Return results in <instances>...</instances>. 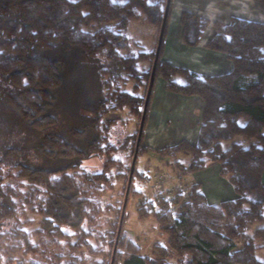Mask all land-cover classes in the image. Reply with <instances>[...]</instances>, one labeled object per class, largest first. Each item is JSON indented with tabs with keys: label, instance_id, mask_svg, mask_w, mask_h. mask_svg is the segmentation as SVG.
Listing matches in <instances>:
<instances>
[{
	"label": "trees",
	"instance_id": "obj_1",
	"mask_svg": "<svg viewBox=\"0 0 264 264\" xmlns=\"http://www.w3.org/2000/svg\"><path fill=\"white\" fill-rule=\"evenodd\" d=\"M165 4L150 0H0V264H27L18 254L39 259L30 264H81L82 249L93 255L103 253L89 241L102 226L103 214L113 210L99 199L112 187L114 176L109 169L115 161L107 158L103 169L96 172L81 166L86 159L108 156L114 149L109 142L114 125L107 120L110 114L126 109L140 123L146 94L140 97L137 91L146 81L147 92L151 69L143 70L139 64L153 63L155 51H131L126 32L131 21L140 19L160 30ZM171 4L172 0L155 79L162 77L167 92L199 98L203 108L194 145L180 140L152 152L163 157L188 154L189 166L182 174L218 164L220 176L232 186L235 197L211 205L201 185L190 182L186 195L177 191L171 202L158 193L157 210L148 202L137 205L139 220L154 218L168 235L169 248L176 254L174 263L167 261V251L159 246L152 256L141 254L124 232L126 206L123 210L122 204L113 210L117 217L107 243L111 250L119 225L121 232L110 260L113 264H264L255 255L264 248V22L236 16L226 24L214 22L206 49L224 55L232 69L199 76L160 61ZM179 24L183 44L195 48L209 21L184 11ZM176 76L183 83L175 81ZM81 77H88V82ZM70 79L77 81L75 88L69 85ZM131 81L133 92L123 90ZM68 86L74 98L66 110L77 123L71 131L82 140L81 145L52 131L58 122L54 111L66 99ZM151 96L152 91L137 156L147 151L142 143ZM37 158L53 166H36ZM136 174L134 169L131 182ZM130 197L143 198L132 190V184L127 201ZM25 208L40 216L32 233L23 228L29 223L21 220ZM255 225L260 226L248 233ZM32 235L37 244L32 243Z\"/></svg>",
	"mask_w": 264,
	"mask_h": 264
},
{
	"label": "rangeland",
	"instance_id": "obj_2",
	"mask_svg": "<svg viewBox=\"0 0 264 264\" xmlns=\"http://www.w3.org/2000/svg\"><path fill=\"white\" fill-rule=\"evenodd\" d=\"M156 1L165 2L166 0H150V2ZM158 32L159 27L153 26L141 19L131 21L126 32V35L131 43L130 50L133 52H138L139 50L146 52L149 51L150 45L153 43L155 38L156 41L158 40ZM156 41L154 44H156ZM139 68L143 70L152 69V62L149 60L141 62L139 64ZM158 79H162V77L160 75L157 76V79H155L156 84ZM70 80L69 85L75 88L76 86H74V84H77V81L74 79ZM81 80L87 83L88 77H81ZM84 82L83 84H85ZM133 86L134 82H127L122 89L128 92H133ZM145 86L146 81H143L138 88V96L144 97L146 94ZM71 87L68 86L67 91L65 89L64 92L66 94V99H64L62 105L54 111L58 122L52 128V131L60 134L67 142L81 145L82 140L75 137L71 131L77 126V123L71 118L69 115L70 113L66 110V106L72 102L71 98H74ZM107 120L114 121V125H112L109 130V142L114 146V149L108 154V156H92L86 159L83 161L81 168L84 171L96 172L103 169V163L107 158L115 161V165L109 169L110 173L114 176L112 187L100 197L99 201L102 205H110L113 210H118L124 200L128 180L127 170L130 169L133 157L132 152L135 150V147L133 148V142L138 131L139 118L132 116L129 111L125 109L124 111H118L110 114L109 117H107ZM29 138H31V136ZM236 140L241 141L244 146L247 145V141L240 137H237ZM228 144L229 143H226L225 147H227ZM142 145L146 148L145 143H142ZM146 150L147 151L144 154H139L136 158L134 169L137 174L131 182L132 190L140 193L143 198L141 201L134 200L132 197L128 199L123 229L128 239L138 246L142 255L152 256L154 248L159 246L167 251V261L174 263L176 254L169 248L168 235L159 229V225L155 222L154 218L150 217L145 220H139L137 218L136 207L141 202H148L151 203L157 210L158 207L155 202V197L158 193H161L168 202L172 201L177 191L186 195L185 188L192 180L191 176L194 175V173L182 174V172H184L185 168L189 166L190 156L188 154H180L175 157H163L153 153L149 148H146ZM33 162L39 167L49 168L53 166V162L41 158H37V160ZM118 166H120V168ZM119 173H121L122 176L120 175L116 177ZM169 209L171 210L173 216H175V206L171 204ZM113 210L103 214L101 217L102 226L97 229V231L92 235V240L89 241L91 246H99L100 249L103 250V253L101 255H93L89 254L86 249H82L79 252L80 255L78 256L82 260L81 264L111 263L110 257L113 254V248L111 250L107 243L110 241L112 226L117 217V212ZM39 219L40 216L25 208L23 214L21 215V220L29 221V223L23 227L24 230L32 233L34 229L37 228ZM257 226L260 225H255L248 231V233L251 234ZM127 237L125 236V240ZM74 239L75 238L71 239L70 242L73 243ZM31 241L33 244H37V237L32 235ZM236 243L238 244V247L241 246L240 242L236 241ZM51 250L55 249L53 248ZM119 252H121L122 255H125L126 253L124 249H119ZM255 255L258 260L264 262V248L257 250ZM17 256L20 258V261L27 264L39 261V259L33 255L25 256L23 254H18Z\"/></svg>",
	"mask_w": 264,
	"mask_h": 264
},
{
	"label": "crops",
	"instance_id": "obj_3",
	"mask_svg": "<svg viewBox=\"0 0 264 264\" xmlns=\"http://www.w3.org/2000/svg\"><path fill=\"white\" fill-rule=\"evenodd\" d=\"M184 11L192 12L209 21L195 48L185 46L181 40L179 17ZM232 16L264 22V0H172L160 61L187 69L199 76L230 72L232 69L230 61L222 54L207 50L206 44L213 35L212 24L214 22L226 24ZM155 41L156 38L151 43L149 51L138 52H153L156 48ZM173 79L183 83V79L178 76ZM202 108L203 102L199 98L167 92L164 80L158 79L157 84L155 80L145 121L143 144L145 143L146 148L152 151L174 146L180 140H186L194 145ZM219 172V165L211 164L191 176L190 182L201 185V191L211 205H218L224 199L235 197L232 186ZM262 179L264 183V174Z\"/></svg>",
	"mask_w": 264,
	"mask_h": 264
},
{
	"label": "water",
	"instance_id": "obj_4",
	"mask_svg": "<svg viewBox=\"0 0 264 264\" xmlns=\"http://www.w3.org/2000/svg\"><path fill=\"white\" fill-rule=\"evenodd\" d=\"M170 2H171V0H166V4H165V8H164V14H163V18H162V23H161L160 30H159L158 42H157V47L155 50V56H154L153 63H152V69H151L149 84H148L146 97H145V101H144V105H143L142 115L140 118L138 134H137V139H136V144H135V150H134V154L132 157L129 175H128V180H127V184H126V190H125L124 201H123V206H122L123 210L126 206L127 197H128V194H129L130 188H131V179H132V175L134 172L135 162H136V158H137V152H138V148H139V144H140V140H141V135H142V131H143V123H144V118H145V113H146V107L148 104L150 93H151L153 85H154L156 65L158 62L159 50H160V45H161L163 34H164V27L166 24L167 12H168ZM121 220H122V215L120 218V223H121ZM120 232H121V226L119 225L118 230H117L116 239H115L114 248H113V255L116 251V245H117V241H118V237H119ZM110 264H113V259L111 260Z\"/></svg>",
	"mask_w": 264,
	"mask_h": 264
}]
</instances>
